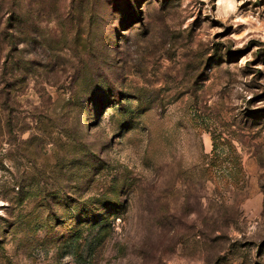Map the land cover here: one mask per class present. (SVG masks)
I'll list each match as a JSON object with an SVG mask.
<instances>
[{
    "label": "rangeland",
    "instance_id": "obj_1",
    "mask_svg": "<svg viewBox=\"0 0 264 264\" xmlns=\"http://www.w3.org/2000/svg\"><path fill=\"white\" fill-rule=\"evenodd\" d=\"M0 264H264V0H0Z\"/></svg>",
    "mask_w": 264,
    "mask_h": 264
}]
</instances>
